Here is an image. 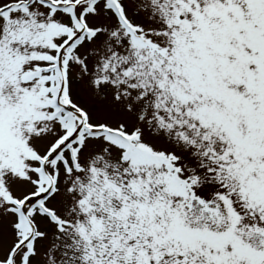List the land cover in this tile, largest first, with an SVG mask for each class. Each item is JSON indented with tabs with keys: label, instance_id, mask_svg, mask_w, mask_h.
I'll list each match as a JSON object with an SVG mask.
<instances>
[{
	"label": "snow or ice",
	"instance_id": "6c2138e0",
	"mask_svg": "<svg viewBox=\"0 0 264 264\" xmlns=\"http://www.w3.org/2000/svg\"><path fill=\"white\" fill-rule=\"evenodd\" d=\"M0 264H264V0H0Z\"/></svg>",
	"mask_w": 264,
	"mask_h": 264
}]
</instances>
